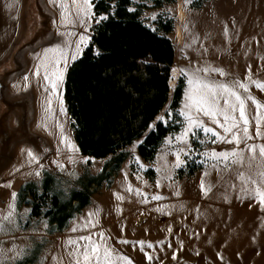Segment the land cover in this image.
Segmentation results:
<instances>
[{
  "label": "rangeland",
  "instance_id": "obj_1",
  "mask_svg": "<svg viewBox=\"0 0 264 264\" xmlns=\"http://www.w3.org/2000/svg\"><path fill=\"white\" fill-rule=\"evenodd\" d=\"M20 6L17 35L0 51V264H16L21 255L29 257L24 264H86L82 236L99 246V264H106L105 250L111 264H264V204L254 194L264 190L258 150L264 107L253 103L264 105V89L257 86L264 84V0H175L141 13L151 28L158 15L173 17L175 26L168 35L175 83L150 125L165 117L162 123L178 126L150 160L137 151L150 125L100 158L82 154L73 138L63 84L71 54L78 58L91 41L94 22L85 17L83 0H21ZM61 51L68 59L61 60L63 79L53 90L45 57ZM178 77L182 96L174 110L169 103ZM200 84L214 86L215 117L189 107ZM222 85L245 102L252 138L244 135L237 108L239 144L222 127L228 123L224 99L237 103ZM182 112L213 131L197 127L190 139L177 140L187 126Z\"/></svg>",
  "mask_w": 264,
  "mask_h": 264
},
{
  "label": "trees",
  "instance_id": "obj_2",
  "mask_svg": "<svg viewBox=\"0 0 264 264\" xmlns=\"http://www.w3.org/2000/svg\"><path fill=\"white\" fill-rule=\"evenodd\" d=\"M174 2L92 1L93 10L97 14L109 12V18L100 25L93 24L91 41L66 68L63 84L73 138L82 154L105 157L132 143L167 103L174 58L168 35L174 30V19L158 15L156 28H151L139 17L146 9ZM97 51L101 55H96ZM182 86L183 79L178 77L169 103L171 109L179 106ZM177 126L157 121L137 146L140 156L152 159L161 140ZM43 197L44 193L37 202ZM36 209L37 203L34 213Z\"/></svg>",
  "mask_w": 264,
  "mask_h": 264
},
{
  "label": "snow or ice",
  "instance_id": "obj_3",
  "mask_svg": "<svg viewBox=\"0 0 264 264\" xmlns=\"http://www.w3.org/2000/svg\"><path fill=\"white\" fill-rule=\"evenodd\" d=\"M84 3V15L85 17H87L88 19H92L94 24L96 25H100L102 24L105 20H107L109 18V12H101L99 14H97L94 10H93V3L92 0H83ZM109 8L111 9V5L109 6ZM128 11H134V9L129 8ZM156 17H153V19H155ZM84 21H82L83 23ZM85 42V37L81 36L80 37V44H83ZM80 44L77 45V51H79L80 48ZM46 52L48 51L47 49L45 50ZM96 55H101V53L99 51L96 52ZM72 60H76L77 56L73 53L71 54L70 57ZM68 57L64 54L63 51H61V54L59 57H45V60L47 62L46 64V75H45V79L47 80H51V85H52V89L56 90L58 87V81H61L63 79V70L60 69L59 65L61 63V60L64 61V63L66 64ZM49 68H53L55 69V71L52 72V76H49L47 74L48 69ZM54 77V79H53ZM191 83V81H190ZM199 83V81H198ZM259 88L264 89V84H258L257 85ZM223 88H225L226 91H230V95L235 97V100L237 103H232L230 101V99L225 98L223 103L224 105H226V109L223 111V118L225 122H228L231 124V126H228V123H225L224 125H222V127H224V130L226 132L232 133L233 135V140H235V142L237 144H239L240 142V135H239V121H242L243 124V133L244 135L248 138L251 139L252 137L249 135V119L246 116V108H245V102L244 100L241 98V96L236 93L235 91H231L227 88V86H221ZM189 100L192 101V104L189 105V107H193L195 106L198 112H203L204 115L207 116H213L215 117L217 115V111H218V104L219 101L217 99V94L214 91V86L211 84H200L199 88L196 89V94L193 96H189ZM253 103L256 104L257 109H260L261 107H264V105H261L258 101H255L253 99ZM237 108L239 110V121L235 115V112L237 111ZM181 115H186L187 116V126L185 127L184 131L177 136V140L179 141H184L186 138L190 139V134L194 135V129L197 127H201L203 128L204 132H212L213 129L211 128H207V127H203L202 123L192 117L191 115H188L187 113L182 112ZM161 122L165 121V117H159L158 118ZM260 120H261V116L258 115L257 116V130H256V135L260 136ZM216 123H220L218 120L216 121ZM149 127H154L153 125H150ZM215 135L219 136V133H215ZM257 150V145L255 144H251L249 146V151L251 152H255ZM259 153L261 156H264V144L259 145ZM191 151V147H189V152ZM29 155L32 156L33 153L31 151H29ZM233 157H235L237 155L236 152L232 153ZM226 160L228 159L227 155H225L224 157ZM138 160V157H137ZM182 159H181V153L177 152L176 154V166L179 167L182 163ZM36 175H39V172L36 173ZM262 176H264V173H262ZM253 184L256 183V181H252ZM201 188L203 190L204 186H203V182L201 183ZM255 196L258 198L259 202L261 204H264V190H262L260 187H257L254 191ZM18 194L13 192L12 193V197L13 200H15L17 198ZM14 208V205L12 206ZM11 215V213H9V216ZM5 219H7V217H5ZM0 229H2V225H0ZM81 240L86 241L87 243L85 244L84 248H83V258L84 261L86 262V264H91V258L95 257L97 260V264H99V260H100V249L98 245L92 244L91 243V238L89 236H82L80 237ZM149 247H151V245H149ZM78 255H79V250H77ZM107 250H105V258H106V264H111L110 260H107ZM148 260H152V256L148 255L146 257ZM26 259H29V257L27 256H19L16 258V264H24V261ZM128 259V258H125ZM76 264H80L79 259L76 260ZM129 264H132L131 261H129Z\"/></svg>",
  "mask_w": 264,
  "mask_h": 264
},
{
  "label": "crops",
  "instance_id": "obj_4",
  "mask_svg": "<svg viewBox=\"0 0 264 264\" xmlns=\"http://www.w3.org/2000/svg\"><path fill=\"white\" fill-rule=\"evenodd\" d=\"M21 0H0V51L13 42L18 31L17 14ZM181 40H177L178 46ZM174 66V64H173Z\"/></svg>",
  "mask_w": 264,
  "mask_h": 264
},
{
  "label": "bare ground",
  "instance_id": "obj_5",
  "mask_svg": "<svg viewBox=\"0 0 264 264\" xmlns=\"http://www.w3.org/2000/svg\"><path fill=\"white\" fill-rule=\"evenodd\" d=\"M180 15L182 16V13L180 12ZM179 15V17H181ZM176 33L178 35V38L180 37V33H179V30L176 29ZM176 75H177V72H176V68L175 67H172L171 71H170V75H169V79H168V86L169 88L172 87L175 83V79H176Z\"/></svg>",
  "mask_w": 264,
  "mask_h": 264
}]
</instances>
